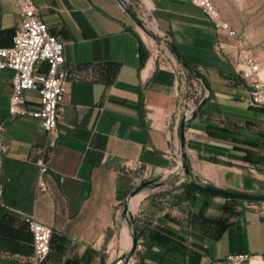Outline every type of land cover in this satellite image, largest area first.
Masks as SVG:
<instances>
[{"label": "crops", "instance_id": "crops-1", "mask_svg": "<svg viewBox=\"0 0 264 264\" xmlns=\"http://www.w3.org/2000/svg\"><path fill=\"white\" fill-rule=\"evenodd\" d=\"M124 1L137 16L148 15L159 35L137 27L117 0H32L64 43L68 85L58 130L46 133L33 118H10L12 71H0V264L31 263L23 215L52 228L47 264H109L129 251L127 190L138 175L158 177L180 162L169 155L182 150L180 123L172 120L177 66L200 77L209 93L184 126L194 179L264 191V108L251 104L227 37L186 0ZM18 21L15 1L0 0L1 45H11ZM37 68L41 78L47 65ZM25 96L37 104L34 91ZM38 159L48 167L42 190ZM175 182L150 186L130 207L137 241L126 264L264 257L263 205L199 192L185 178Z\"/></svg>", "mask_w": 264, "mask_h": 264}, {"label": "built area", "instance_id": "built-area-1", "mask_svg": "<svg viewBox=\"0 0 264 264\" xmlns=\"http://www.w3.org/2000/svg\"><path fill=\"white\" fill-rule=\"evenodd\" d=\"M19 11V21L15 27L12 43L3 46L0 43V71L9 69L12 71V93L9 97L8 113L10 118L30 117L37 120L39 126L46 133L58 130L59 108L67 92L68 72L65 67L64 43L57 36L51 34L48 25L40 19L32 0H14ZM192 6L200 8L212 22L219 36L232 38L235 31L228 23L219 20L212 0H186ZM141 29L152 35H159L156 23L148 15L138 16ZM1 35V28H0ZM236 46V45H235ZM157 55L163 56L160 50ZM45 62L46 72L41 78H37V65ZM234 70L245 82L249 91L251 104L264 108V77L261 75V64L252 56L242 53L235 55ZM177 74V106L172 115V120L177 124L181 120L187 123L195 114L198 105L208 97L200 77L189 72L182 66L175 67ZM26 91H34L37 94V104L31 106L25 96ZM3 127L0 124V132ZM6 145L0 141V153ZM176 162L180 154L169 153ZM39 177L37 188H45L44 176L48 167L42 159L37 160ZM178 168V169H177ZM175 179L180 182L184 179L180 170V162L174 168ZM162 178L163 175H159ZM141 176L135 178L134 184H140ZM260 202L249 201L246 206L257 208ZM22 221L31 234L32 260L30 264H47V256L50 251L52 228L35 219L32 215H23ZM254 259L259 264H264L262 255H252L245 252L228 253L222 258L210 261L209 264H241L244 261Z\"/></svg>", "mask_w": 264, "mask_h": 264}, {"label": "rangeland", "instance_id": "rangeland-1", "mask_svg": "<svg viewBox=\"0 0 264 264\" xmlns=\"http://www.w3.org/2000/svg\"><path fill=\"white\" fill-rule=\"evenodd\" d=\"M212 3L219 20L228 23L235 31L234 37H227L231 53L237 56L242 51L255 58L261 64V75L264 77V0H212ZM245 172L254 178L253 171ZM174 173L173 169L162 174L165 180L161 185L166 182L174 185L176 183ZM141 179V183L149 180L148 176L143 174ZM249 192L264 193L258 189ZM143 193L144 191L134 195L130 203L140 198ZM259 205L264 206V202H260Z\"/></svg>", "mask_w": 264, "mask_h": 264}, {"label": "water", "instance_id": "water-1", "mask_svg": "<svg viewBox=\"0 0 264 264\" xmlns=\"http://www.w3.org/2000/svg\"><path fill=\"white\" fill-rule=\"evenodd\" d=\"M118 3L121 5L123 10L130 15L141 27L142 23L140 22L138 16L131 10V8L126 4L124 0H117ZM185 121L181 120L180 122V137H181V152H180V170L182 171L183 177L185 179H188L189 184L196 189L199 192H203L209 195H218L226 198H234V199H240V200H247V201H254V202H264V193H246L236 190H228L223 189L219 187H215L206 183H201L199 181H196L191 173L189 163L187 161V156L184 151V126ZM176 172L174 173V176L176 177ZM165 177L159 178L154 177L152 179H149L147 181H144L140 184H133L129 187L127 190L125 197H124V207H123V213L127 217L128 223H129V232L132 237V246L129 249L128 252L119 255L115 259H113L109 264H126L129 257L133 254L134 249L136 247V233L135 228L132 221V215L130 212V206L129 202L130 199L142 192L143 190L149 188L150 186H159L161 183L165 180Z\"/></svg>", "mask_w": 264, "mask_h": 264}, {"label": "bare ground", "instance_id": "bare-ground-1", "mask_svg": "<svg viewBox=\"0 0 264 264\" xmlns=\"http://www.w3.org/2000/svg\"><path fill=\"white\" fill-rule=\"evenodd\" d=\"M138 199H139V198H137L136 200H134V201H132V202L130 203V207H131V209L134 208V207L136 206V204H137V202H138Z\"/></svg>", "mask_w": 264, "mask_h": 264}]
</instances>
